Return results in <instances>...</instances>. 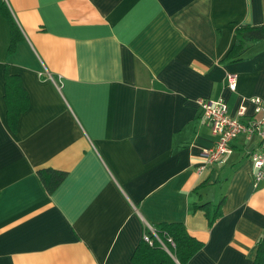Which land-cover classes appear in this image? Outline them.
<instances>
[{
	"label": "crops",
	"instance_id": "crops-1",
	"mask_svg": "<svg viewBox=\"0 0 264 264\" xmlns=\"http://www.w3.org/2000/svg\"><path fill=\"white\" fill-rule=\"evenodd\" d=\"M3 1L21 37L9 50L0 14V264H133L162 222L202 242L186 264H251L264 231V177L253 184L248 158L259 144L240 136L206 166L216 137L195 100L220 97L232 117L252 113L249 97L264 104V41L224 60L235 26L264 23V0ZM6 71L28 97L14 131ZM41 168L65 172L50 194ZM205 202L209 215L193 209Z\"/></svg>",
	"mask_w": 264,
	"mask_h": 264
},
{
	"label": "trees",
	"instance_id": "trees-1",
	"mask_svg": "<svg viewBox=\"0 0 264 264\" xmlns=\"http://www.w3.org/2000/svg\"><path fill=\"white\" fill-rule=\"evenodd\" d=\"M0 14L6 19L9 32V50L21 35L3 0H0ZM234 42L225 55L224 60L237 62L247 59L248 52L258 43L264 41V23L248 25L240 24L234 28ZM4 101L6 105V122L11 130H15L17 119L28 106L27 93L21 85L17 75L5 72ZM39 180L50 194L61 183L65 172L51 168L37 170ZM222 196L215 205H212L209 224L211 225L219 216ZM208 202L194 203L193 209H202L209 215ZM148 241L141 239L135 246L131 261L133 264H186L187 261L202 247V242L191 236L181 222H162L145 229ZM172 243V244H171ZM251 264H264V231L257 240L256 254Z\"/></svg>",
	"mask_w": 264,
	"mask_h": 264
},
{
	"label": "built area",
	"instance_id": "built-area-1",
	"mask_svg": "<svg viewBox=\"0 0 264 264\" xmlns=\"http://www.w3.org/2000/svg\"><path fill=\"white\" fill-rule=\"evenodd\" d=\"M234 80L233 73L226 75V87L230 90L235 88ZM247 101L252 106V113L246 116L245 107L240 106L236 117L228 114L226 104L220 97L211 100L197 98L195 103L211 133L216 137L213 147L204 152L205 165L222 164L232 152L233 141L240 136L246 144L252 145L257 140L259 149L253 148L248 152L253 184H256L264 177V104L257 96L249 97ZM143 239L149 240L146 234Z\"/></svg>",
	"mask_w": 264,
	"mask_h": 264
},
{
	"label": "rangeland",
	"instance_id": "rangeland-1",
	"mask_svg": "<svg viewBox=\"0 0 264 264\" xmlns=\"http://www.w3.org/2000/svg\"><path fill=\"white\" fill-rule=\"evenodd\" d=\"M249 161H250V159H249ZM251 162V161H250Z\"/></svg>",
	"mask_w": 264,
	"mask_h": 264
}]
</instances>
